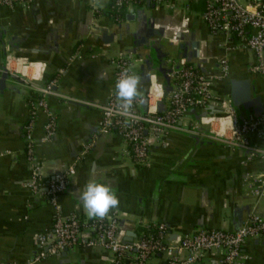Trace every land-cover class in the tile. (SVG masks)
I'll list each match as a JSON object with an SVG mask.
<instances>
[{
    "label": "crops",
    "instance_id": "obj_1",
    "mask_svg": "<svg viewBox=\"0 0 264 264\" xmlns=\"http://www.w3.org/2000/svg\"><path fill=\"white\" fill-rule=\"evenodd\" d=\"M107 7L108 0L95 4L92 0H37L26 10L0 7V75L9 56L18 60L14 67L30 63L27 73L42 83L57 80L54 91L59 96L47 99L57 116L56 134L51 142H40L45 122L42 112L33 130L34 159L41 166L43 180L72 165L83 146L94 141L76 164L67 190L58 197L62 216H77L83 222L91 219L80 196L94 180L116 191L119 205L107 217L118 220L123 242L140 239L159 224L166 227V242L174 245L200 228L232 232L250 214L264 218V196L256 199L250 193L252 178L264 170L259 157L248 160L246 151L171 133L165 145L150 147L146 164L137 165L123 154L126 147L117 134L98 133L100 108L114 89V63L120 56H131V72L140 78L141 112L151 108L162 113L169 107L173 85L164 63L158 64L156 58L163 62L184 58L201 73L218 76L219 60L225 57L228 76L213 83V95L219 102H229L230 81L247 79L260 97L263 115L264 76L251 71L256 56L236 39L231 42L211 35L201 18V4L190 10L183 5L170 10L144 3L125 8L119 22L106 14ZM140 14L147 23L139 20ZM150 20L154 57L145 64L146 45L135 47L134 42L143 37ZM136 26L138 35L133 38ZM104 35H112V40L105 42ZM192 41L199 46L197 58L191 56ZM235 45L237 49L229 50ZM182 47L187 49L185 56ZM34 95L11 76L0 95V264L31 261L38 252L37 236L50 229L54 218L43 193L34 195L25 188L30 171L24 156L23 126L29 120V101ZM218 109L217 103L207 110L217 114ZM204 112L191 109L182 124L199 127ZM240 116L248 120L252 110L240 111ZM248 139L264 149V138L250 135ZM241 255L239 264H264V237L247 239ZM222 256L221 250L206 253L195 264H219ZM166 259L157 253L148 264H165ZM34 264L110 263L102 247L77 246Z\"/></svg>",
    "mask_w": 264,
    "mask_h": 264
},
{
    "label": "built area",
    "instance_id": "obj_2",
    "mask_svg": "<svg viewBox=\"0 0 264 264\" xmlns=\"http://www.w3.org/2000/svg\"><path fill=\"white\" fill-rule=\"evenodd\" d=\"M35 1L37 0H0V7L26 10ZM92 1L95 4L97 0ZM144 3L170 10L179 5L190 10L192 6L201 4V18L209 33L213 36H223L231 42L236 39L239 46L256 56L251 71L264 76V0H108L116 19H119L121 10ZM94 10L98 12L100 9L95 5ZM235 49L236 45L229 48ZM17 61L16 58L8 56L5 70L9 76L23 83L35 94L29 101V120L23 126L24 156L30 171L25 188L34 195L42 192L54 212L50 229L36 238L38 252L25 264L40 262L77 246L102 247L109 256L110 264H148L149 259L157 253L167 256L165 264H195L204 254L219 250L223 251L219 264H239L244 242L247 239L264 237V218L256 214H250L239 228L232 232L200 228L174 245L166 242L167 230L163 224L156 225L154 233L129 243L120 239L119 222L115 217L91 218L84 222L77 216L63 217L58 197L67 190L75 175L76 164L81 156L92 149L94 141L83 146L81 154L72 165L55 173L49 180H43L41 166L34 159L36 142L33 130L37 115L42 112L45 122L44 135L40 142L49 143L56 134L57 116L47 99L51 95L59 96L54 91L57 80L42 83V79L33 78L27 73L30 63H21L22 65L14 67L13 64ZM114 64V89L100 108L102 117L98 124V133L117 134L126 147L123 154L130 156L137 165L146 164L150 147L153 144L165 145L166 137L171 133L187 134L246 151L248 160L259 157L264 165V149L252 145L248 139L250 135L264 138V114L258 119L241 122L229 102H219L212 93L213 83L228 76V60L225 57L219 60L218 76L201 73L184 58L164 60L165 74L172 82L173 89L169 94V107L162 113L151 108L141 112L140 103L134 104L131 114L121 112L115 96V84L125 70L132 74L131 56H120ZM151 97L152 94L149 93L148 100ZM217 103L219 112L202 117L199 127L189 128L182 124L191 109L206 111ZM250 193L256 199L264 196V170L252 178Z\"/></svg>",
    "mask_w": 264,
    "mask_h": 264
},
{
    "label": "clouds",
    "instance_id": "obj_3",
    "mask_svg": "<svg viewBox=\"0 0 264 264\" xmlns=\"http://www.w3.org/2000/svg\"><path fill=\"white\" fill-rule=\"evenodd\" d=\"M99 3V0H97ZM102 6V5H101ZM140 78L127 70L115 84L118 108L123 114H131L134 104L143 103L140 91ZM83 209L89 218L104 219L119 205L116 191L110 186L90 180L81 193Z\"/></svg>",
    "mask_w": 264,
    "mask_h": 264
},
{
    "label": "water",
    "instance_id": "obj_4",
    "mask_svg": "<svg viewBox=\"0 0 264 264\" xmlns=\"http://www.w3.org/2000/svg\"><path fill=\"white\" fill-rule=\"evenodd\" d=\"M128 21L129 18H127ZM139 20L147 23L146 22V17L143 16L142 14H140ZM132 22H135L134 20H132ZM149 27L147 28V30L145 31L144 35L142 38H140L138 41L134 42V46L137 47L140 44L141 45H146V50L148 51L149 55L147 56V58L144 59V63L148 64L149 60H152V58L154 57L153 55V45H154V39H153V20H150V22L148 23ZM121 29V27H119V30ZM139 28L136 26V30H134V32L131 34L132 37H136L138 34L137 30ZM113 35V34H112ZM112 35H104L103 36V40L105 42H109L112 40ZM152 38V39H151ZM198 44L197 42H191V51H192V57L193 58H197L198 53ZM183 52H184V56L186 55V51L187 49L182 47ZM158 57V56H157ZM158 59V64L160 62L164 63L161 58H156ZM9 79V75L7 73L6 70H4L1 75H0V95L3 94L5 87H6V81ZM229 86L231 88V93H230V97H229V104L231 106V108L233 109V111L235 112L236 116L238 117L239 121L243 122L245 121L243 118H241L240 116V111L243 112H248L249 110H252V116L250 119L248 120H254V119H258L261 117L262 115V108L260 105V97L255 95V90L252 87L251 81L247 80V79H243V80H232L229 83ZM207 114H211V110H207L205 111L201 116L204 117ZM239 228V226H238ZM128 242H131L130 240Z\"/></svg>",
    "mask_w": 264,
    "mask_h": 264
},
{
    "label": "trees",
    "instance_id": "obj_5",
    "mask_svg": "<svg viewBox=\"0 0 264 264\" xmlns=\"http://www.w3.org/2000/svg\"><path fill=\"white\" fill-rule=\"evenodd\" d=\"M202 7H203V6H202ZM202 10H203V9H202ZM105 11H106V14H107L111 19H113V20L116 21V22H119V21H121V20L123 19V16H124V9L121 10V12H120V16H119V19H116V15L112 13V10H111V4L108 5V7H107V9H106ZM147 232H149L148 234H151V233H154L155 230H154V229H152V230L149 229L148 231L145 232L144 236H147V235H148ZM144 236H143V237H144Z\"/></svg>",
    "mask_w": 264,
    "mask_h": 264
}]
</instances>
